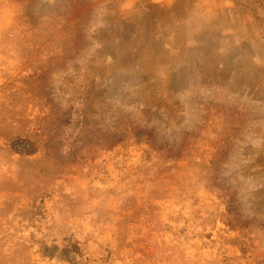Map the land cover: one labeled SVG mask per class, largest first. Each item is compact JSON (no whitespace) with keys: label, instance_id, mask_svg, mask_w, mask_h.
I'll return each mask as SVG.
<instances>
[{"label":"rangeland","instance_id":"rangeland-1","mask_svg":"<svg viewBox=\"0 0 264 264\" xmlns=\"http://www.w3.org/2000/svg\"><path fill=\"white\" fill-rule=\"evenodd\" d=\"M0 264H264V0H0Z\"/></svg>","mask_w":264,"mask_h":264},{"label":"trees","instance_id":"trees-1","mask_svg":"<svg viewBox=\"0 0 264 264\" xmlns=\"http://www.w3.org/2000/svg\"><path fill=\"white\" fill-rule=\"evenodd\" d=\"M75 250H76V246H66L63 249H61L60 253L64 258L73 260L76 258L75 257L76 254H74Z\"/></svg>","mask_w":264,"mask_h":264}]
</instances>
